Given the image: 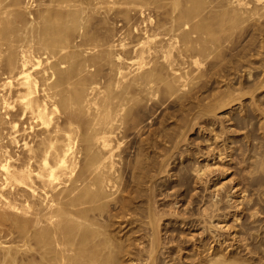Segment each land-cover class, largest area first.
I'll use <instances>...</instances> for the list:
<instances>
[{
	"label": "bare ground",
	"instance_id": "obj_1",
	"mask_svg": "<svg viewBox=\"0 0 264 264\" xmlns=\"http://www.w3.org/2000/svg\"><path fill=\"white\" fill-rule=\"evenodd\" d=\"M263 90L264 0H0V264H264Z\"/></svg>",
	"mask_w": 264,
	"mask_h": 264
},
{
	"label": "rangeland",
	"instance_id": "obj_2",
	"mask_svg": "<svg viewBox=\"0 0 264 264\" xmlns=\"http://www.w3.org/2000/svg\"><path fill=\"white\" fill-rule=\"evenodd\" d=\"M258 72H260V70H257V73ZM249 97H250V95H245L244 98L242 99L243 107L246 110L250 109ZM262 98H264V90H263L262 97L260 96L258 98V100H261ZM232 108L233 109H237L238 108V105H234ZM262 108H264V106H262ZM225 111H228V110L226 109ZM238 111L239 110L235 111L234 114L236 113V115H237ZM242 132L243 131H241L240 133H242ZM259 133H260V131L257 132V134H259ZM242 139H243V137H238V138L232 139V141H235V145L233 147L234 149H236V146H239V144L242 143ZM234 164H236V165H234ZM232 167H236V168L238 167V161L235 159V156H234V162H233ZM229 174H230L229 177L224 182H227L229 179H233L234 182L236 184H238L239 183V173L237 172V170L232 169V170H230ZM219 182H220V180L217 183H219ZM219 185H220V183H219ZM236 189L237 190L240 189L241 191H245L246 190L242 194L245 197L249 196V197H252V199H256L257 198V196H256V187H254V188H246L245 187V183L241 182L240 184L237 185V188ZM202 194L205 195V193H202ZM180 205H181V203H180ZM201 205L202 204L198 205L197 207H200ZM185 207L186 206L183 205L181 207V209H183ZM197 207L195 209H197ZM234 210L235 209H234L233 205L228 207V211H234ZM234 220H235L234 218L230 220V222L228 223V226H229L228 230L223 232V235L226 238V242L222 244V247H227L229 244H231L232 239H236L237 241L245 240V241H242L241 244H236L237 246H240V248L237 249V252H240L245 257H249V255L247 254V252L243 248L244 245L250 243V237L247 236L246 234H243V230L241 228L242 221H245L244 220V217L243 216H240V219L238 221H234ZM258 224H260L261 226L262 225L264 226V214H262L260 216H257V218L255 219L254 226H256ZM232 231H235V233H236V235L234 234L235 236L233 234L230 235V232H232ZM197 233L198 232H195L193 229H190V231L180 232V235H182V236L185 237V239H184L185 243L184 244L186 246H189V248H190V250H188V252L186 253L185 256L192 257V255H195V249L193 250V240H190V238H192L191 236L194 235V240H196V238H197L196 234ZM233 236H234V238H233ZM263 237H264V235H263ZM258 239H259V237H258ZM196 242L198 243L199 240H196ZM202 245L206 246L205 243H203ZM241 245H242V247H241ZM198 246H200L199 243H198ZM209 247H214V244L211 243L209 245ZM234 248H236V247H234ZM229 250H231V247H228L226 249V251H229Z\"/></svg>",
	"mask_w": 264,
	"mask_h": 264
}]
</instances>
